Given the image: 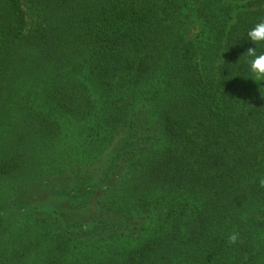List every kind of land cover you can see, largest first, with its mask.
<instances>
[{
  "label": "trees",
  "instance_id": "1",
  "mask_svg": "<svg viewBox=\"0 0 264 264\" xmlns=\"http://www.w3.org/2000/svg\"><path fill=\"white\" fill-rule=\"evenodd\" d=\"M261 20L264 0H0V264H264Z\"/></svg>",
  "mask_w": 264,
  "mask_h": 264
},
{
  "label": "rangeland",
  "instance_id": "2",
  "mask_svg": "<svg viewBox=\"0 0 264 264\" xmlns=\"http://www.w3.org/2000/svg\"><path fill=\"white\" fill-rule=\"evenodd\" d=\"M24 4V3H23ZM24 8L28 14V22H29V26L32 25L33 22H35V18L32 14V12L29 10V8L26 7V5L24 4ZM197 31H193V35H196ZM62 121V131H61V137L60 140L57 141L54 145H49L48 149L44 150V156L46 157H50V160H46V163L44 164L43 168V175L42 178H48L50 176H59L58 171L60 170L61 167H57V165H59L62 161H58V162H54V159H57L59 154L66 149L67 145H71V143H74L76 137H77V132H78V124L74 121H69L68 118L62 119L60 120ZM66 141L68 143H66ZM64 156H60L59 160H63ZM48 162V163H47ZM47 164V166H46ZM65 171V170H63ZM62 171V172H63ZM39 190L42 191V188L39 187ZM40 191V192H41ZM40 192H36L33 193V198L38 197V194H40ZM19 197H23L22 198V202H28L30 201L31 195L28 196H24L21 195ZM17 197V198H19ZM33 200V199H32ZM29 238L33 239L31 235H29Z\"/></svg>",
  "mask_w": 264,
  "mask_h": 264
},
{
  "label": "clouds",
  "instance_id": "3",
  "mask_svg": "<svg viewBox=\"0 0 264 264\" xmlns=\"http://www.w3.org/2000/svg\"><path fill=\"white\" fill-rule=\"evenodd\" d=\"M247 39L255 44L254 48H248L246 54L249 60V68L252 78L256 82L264 81V53L257 54V44H264V20L256 23L253 28L247 32ZM260 187H264V177L258 181ZM239 240V233L233 232L228 235V243L235 244Z\"/></svg>",
  "mask_w": 264,
  "mask_h": 264
}]
</instances>
